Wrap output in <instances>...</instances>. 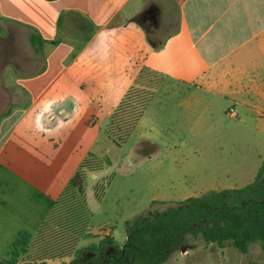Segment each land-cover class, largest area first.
I'll return each mask as SVG.
<instances>
[{"label": "crops", "instance_id": "0c3cea01", "mask_svg": "<svg viewBox=\"0 0 264 264\" xmlns=\"http://www.w3.org/2000/svg\"><path fill=\"white\" fill-rule=\"evenodd\" d=\"M143 70L164 78L150 103L183 90L189 122L217 111L264 132V0H0V186L19 127L29 142L50 113L56 131L62 96H125ZM204 245L182 252L237 264L232 246Z\"/></svg>", "mask_w": 264, "mask_h": 264}, {"label": "rangeland", "instance_id": "374dc122", "mask_svg": "<svg viewBox=\"0 0 264 264\" xmlns=\"http://www.w3.org/2000/svg\"><path fill=\"white\" fill-rule=\"evenodd\" d=\"M161 2L164 5L167 0ZM53 92L45 98L47 102ZM123 96L88 92L81 96L74 90L61 97L66 101V114L57 116L56 131H51V123L42 124L48 122L50 113L39 118L38 110L34 116L41 124L29 142H21L23 126L18 128L11 151L2 159L11 161L12 174L5 173V185L0 186V264L14 260L9 255L11 247L20 236L37 232L85 161L102 165V169L87 174L91 223L78 245L83 255L78 256L77 264L98 262L89 248L98 246L105 237L112 238L115 245L106 246L104 254L112 248L119 251L135 223L178 207L188 198L243 189L255 181L264 162V132L253 123L240 124L217 111L196 112L189 122L185 106H181L185 92L165 94L161 90L126 140L115 143L107 127ZM204 244L199 235L188 234L178 248L166 254L162 264H233L226 254L223 259L220 251L212 259L205 251L191 255L182 252L201 249ZM229 252V260L237 257V264L264 263L259 243L252 245L245 258L234 247ZM76 257L74 254L49 264H70Z\"/></svg>", "mask_w": 264, "mask_h": 264}, {"label": "trees", "instance_id": "16d2710c", "mask_svg": "<svg viewBox=\"0 0 264 264\" xmlns=\"http://www.w3.org/2000/svg\"><path fill=\"white\" fill-rule=\"evenodd\" d=\"M163 76L143 70L112 114L107 133L115 143H122L140 121L146 106L163 81ZM102 165L85 161L69 185L50 208L33 236L22 235L11 247L14 260L6 264H49L77 255L70 264H77L83 249L77 250L85 237L91 212L86 200L88 172L101 171ZM199 235L206 244L227 245L245 254L251 245L260 244L264 253V162L255 181L239 190L211 192L193 197L170 207L165 212L135 223L119 256L139 264H162L165 256L187 238ZM114 246L105 237L90 251L98 258L86 264H106V246ZM24 259L18 263V259ZM82 262V261H81ZM65 264V263H61Z\"/></svg>", "mask_w": 264, "mask_h": 264}, {"label": "flooded vegetation", "instance_id": "af4514ba", "mask_svg": "<svg viewBox=\"0 0 264 264\" xmlns=\"http://www.w3.org/2000/svg\"><path fill=\"white\" fill-rule=\"evenodd\" d=\"M180 244L177 245L178 248ZM124 248V247H123ZM106 264H133L130 259L124 256H119L118 251L114 248L107 253V259L104 260Z\"/></svg>", "mask_w": 264, "mask_h": 264}]
</instances>
